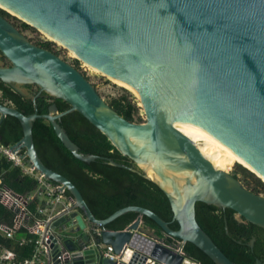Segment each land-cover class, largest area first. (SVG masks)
Here are the masks:
<instances>
[{"label": "water", "instance_id": "obj_1", "mask_svg": "<svg viewBox=\"0 0 264 264\" xmlns=\"http://www.w3.org/2000/svg\"><path fill=\"white\" fill-rule=\"evenodd\" d=\"M0 5V10L49 35L89 66L126 82L137 92L147 116L146 124L126 119L79 69L31 42L0 13V51L11 62L0 65V81L22 96L24 85L39 89L33 114L0 103V126L7 116L16 117L23 130L16 144L25 148L27 163L70 193L73 208L80 211L71 214L78 222L73 232L101 227L103 241L119 252L132 237L131 229L147 216L166 234L193 243L216 264H237L199 225L196 203L232 209L264 228V195L217 168L190 138L171 131L170 124L178 121L195 133H206L264 177V0H0ZM41 93L67 102L70 108L60 111L53 102L47 113L39 114ZM73 111L133 165L82 152L61 126V118ZM39 118L51 123L64 146L81 161L103 159L156 183L167 196L179 229L141 206H126L105 219L96 218L77 186L40 158L33 138V124ZM149 168L158 181L148 176ZM128 212L138 216L127 230L107 228ZM150 228L144 232L160 241L149 252L155 264H182L184 256L169 247L174 244L163 245L166 240ZM225 228L229 234L227 224ZM67 244L76 255L77 244ZM79 259L73 256L75 264L81 263ZM86 262L115 264L107 258ZM254 264L264 261L257 259Z\"/></svg>", "mask_w": 264, "mask_h": 264}, {"label": "trees", "instance_id": "obj_2", "mask_svg": "<svg viewBox=\"0 0 264 264\" xmlns=\"http://www.w3.org/2000/svg\"><path fill=\"white\" fill-rule=\"evenodd\" d=\"M0 89L2 91L0 103L7 102L8 106H13L26 115L35 112L34 102L15 92L9 85L0 81ZM52 102L56 103L60 111L70 108V105L61 99L51 100V98L43 95L37 98L38 113H47ZM109 104L126 119L135 121L134 118L138 109L127 92L111 99ZM61 126L65 128L70 138L80 147L82 152L112 158L126 166L133 165L131 160L123 156L108 138L79 112L73 111L64 115L61 118ZM0 136L1 142L5 145L18 142L23 136L19 120L13 116H7L0 126ZM33 138L36 150L45 165L64 175L77 186L96 218L105 219L126 206H141L157 213L169 223L172 229H179L178 222L173 220L172 208L165 193L156 183L142 174L128 168L114 166L103 159H97L90 163L81 161L64 146L53 126L46 119L35 120ZM204 152L216 165L227 171L238 163L212 145H209ZM1 166L6 171L4 174L5 182L13 190L24 194L35 189L37 181L34 177L24 174L19 167L5 159L1 160ZM240 172L246 180L254 174L248 172L245 167ZM238 173L234 175L239 177ZM244 179L241 178L242 181ZM253 180L252 187L248 184L250 179L244 184L253 192L261 194V187L264 185L258 179ZM68 194L70 195V193ZM8 205V201L0 200V244L14 250L17 259L24 260L32 256L34 241L20 244V238L29 236L34 239L35 237L23 231H18L14 238H8L5 235L3 229L10 227L13 218ZM137 216L138 214L135 212L125 213L108 223L107 228L117 231L124 230L133 223ZM196 219L216 245L233 262L254 264L257 259H261L257 249L252 248L248 242L251 234H263L264 228L247 222L243 217L237 218L236 212L232 209H220L204 202L196 203ZM143 220L146 226L161 234L162 229L151 218L144 216ZM226 224L229 234L226 232ZM259 242L260 240L257 243ZM184 250L187 256L198 261L199 264H216L191 242L185 244Z\"/></svg>", "mask_w": 264, "mask_h": 264}, {"label": "built area", "instance_id": "obj_3", "mask_svg": "<svg viewBox=\"0 0 264 264\" xmlns=\"http://www.w3.org/2000/svg\"><path fill=\"white\" fill-rule=\"evenodd\" d=\"M2 91L0 89V98ZM7 105V102L4 103ZM5 159L14 166L19 167L24 174L34 177L37 185L34 190L20 194L7 185L4 179L5 170L1 166V160ZM0 200L8 201L9 210L13 214L11 225L4 228L3 232L8 238H14L18 231L34 236H22L20 244L34 241V252L31 257L24 260L17 259L14 250L0 244V264H75L73 256L81 257L80 264H88L86 261L95 258L99 263L104 258L115 264H155L157 260L150 256V249L155 243L160 242L156 237L144 232L146 226L143 218L139 220L138 227L131 229L132 237L119 252L114 247L106 244L103 239L101 227H86L73 232L78 222L73 212H80L73 208V199L67 190L60 184L46 179L27 163L26 150L16 143L5 145L0 140ZM65 216V221L60 218ZM86 221V219H84ZM136 220V219H135ZM134 220V221H135ZM126 227L124 230H127ZM143 231H142V230ZM149 230V229H147ZM151 233L155 229L150 228ZM167 243H173L169 247L183 257L182 264H199L186 255L185 242L165 232H161ZM85 236L89 239L86 240ZM74 242L78 246V253L73 255L67 242ZM93 250L92 254H89ZM54 259L56 263H54ZM77 261V260H76Z\"/></svg>", "mask_w": 264, "mask_h": 264}, {"label": "rangeland", "instance_id": "obj_4", "mask_svg": "<svg viewBox=\"0 0 264 264\" xmlns=\"http://www.w3.org/2000/svg\"><path fill=\"white\" fill-rule=\"evenodd\" d=\"M8 16V19L12 21L16 26H18L25 35L30 38L31 40L39 42H45V40H49L50 42V48L59 55L62 59L66 60L73 66H75L77 69H79L88 79L89 81L95 86L98 93L109 103L111 99L119 97L121 95L126 94V92L129 95V98L133 99V102L136 104L138 112L136 113V116L134 118L135 123L139 124H146L147 123V116L145 114V111L143 110V107L139 101L138 95L134 93L133 91L123 87L122 85H119L111 80L108 76H106L104 73L100 72L99 70L89 66L87 63L82 61L72 50L67 49L65 46H63L61 43L57 42L55 39L50 37L49 35L45 34L44 32L34 28L31 25L26 24L23 20L20 18L14 16L13 14H10L8 12H5ZM26 24V26H24ZM8 63L10 64L9 60L3 61L0 60V64ZM24 91L27 92V89L25 86H22ZM34 90H37L38 87L33 85L32 86ZM210 144L206 143H199L198 146L203 150L206 151L208 146ZM213 146V145H212ZM218 149H220L217 146H214ZM222 152H224L222 149H220ZM224 154L228 155L226 152ZM230 156V155H228ZM232 159H234L232 157ZM235 160V159H234ZM236 161V160H235ZM241 163H236L231 169L228 170L231 174H235L241 171L243 165ZM242 167V168H241ZM246 168V167H245ZM248 172H251L247 169ZM253 174V173H252ZM238 176L240 179H244L243 174L240 172L238 173ZM250 179V181H249ZM248 180L244 179L243 183L248 182V184L252 187L254 184L253 179H258L261 181V183L264 185L263 179L259 178L255 173L249 177ZM253 183V184H252ZM261 194L264 195V187H261ZM237 218H240L238 214H236ZM134 222V221H133Z\"/></svg>", "mask_w": 264, "mask_h": 264}, {"label": "bare ground", "instance_id": "obj_5", "mask_svg": "<svg viewBox=\"0 0 264 264\" xmlns=\"http://www.w3.org/2000/svg\"><path fill=\"white\" fill-rule=\"evenodd\" d=\"M111 80L137 94V92L133 88H131L126 82L116 80L113 78H111ZM170 130L174 131V132H179L182 135L190 138L197 146L199 143H206V144H210V145L219 147L224 152H226L228 155H230L229 157H231V158L233 157L236 160V162L241 163L243 165V167L245 166L246 169H248L249 171L256 173V175L259 178L263 179V181H264V177H262L260 174H258L247 162H245L243 159H241L239 156H237L231 150H229L228 148L223 146L221 143H219L218 141H216L215 139H213L212 137H210L206 133H204V132L195 133V132L191 131L190 129H188L187 127H185L184 125H182L181 123H179L178 121H173L170 124ZM198 148L217 168L225 170L224 168L216 165L199 146H198ZM225 171H227V170H225ZM147 174L151 179H153L155 181L159 180L158 176L156 175V173L153 169L149 168L147 171Z\"/></svg>", "mask_w": 264, "mask_h": 264}, {"label": "flooded vegetation", "instance_id": "obj_6", "mask_svg": "<svg viewBox=\"0 0 264 264\" xmlns=\"http://www.w3.org/2000/svg\"><path fill=\"white\" fill-rule=\"evenodd\" d=\"M0 13L1 14H3L5 17H7L8 15L7 14H5V13H2L1 11H0ZM7 19H8V17H7ZM12 22V21H11ZM13 23V22H12ZM14 24V23H13ZM15 25V24H14ZM16 26V25H15ZM23 34H25L18 26H16ZM29 40L31 41V42H33L34 44H36V45H39V46H41V47H45V48H47V49H49V50H52L51 48H50V42H49V40L47 41V40H45V42H39V43H37L36 41H34V40H31L30 38H29ZM53 51V50H52ZM54 52V51H53ZM0 60H2V62L4 61H7L8 59L3 55V53L0 51ZM10 62V61H9ZM1 66H10L11 65V62H10V64H8V63H3V64H0ZM26 88H28L27 89V92H25V98L26 99H28V100H31V101H33L34 102V96H37L38 95V93H39V89H37V90H34V89H32L33 87V85H31V84H29V85H24ZM43 95H45L46 96V94H44V93H41L39 96H43ZM38 96V97H39ZM37 97V98H38ZM47 97V96H46ZM53 103V102H52ZM35 106V105H34ZM260 240V242L259 243H257L258 241ZM248 244L252 247V248H256L257 249V251H258V253H260V255H261V259L260 260H262V261H264V233L263 234H260V233H253V234H251V237H250V241L248 242Z\"/></svg>", "mask_w": 264, "mask_h": 264}, {"label": "crops", "instance_id": "obj_7", "mask_svg": "<svg viewBox=\"0 0 264 264\" xmlns=\"http://www.w3.org/2000/svg\"><path fill=\"white\" fill-rule=\"evenodd\" d=\"M155 231H156V230H155ZM156 234H157V235H159V236H161V235H162V234H159V233H157V231H156Z\"/></svg>", "mask_w": 264, "mask_h": 264}]
</instances>
